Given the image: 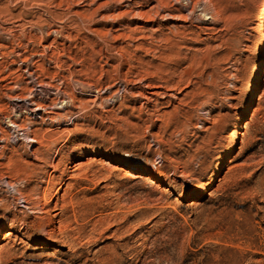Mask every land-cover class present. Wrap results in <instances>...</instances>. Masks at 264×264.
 <instances>
[{"label":"rangeland","instance_id":"374dc122","mask_svg":"<svg viewBox=\"0 0 264 264\" xmlns=\"http://www.w3.org/2000/svg\"><path fill=\"white\" fill-rule=\"evenodd\" d=\"M212 1L222 23L202 28L214 31L132 18L154 0H0V110L35 121L40 142L0 155L15 185L0 188V264H264V0ZM183 31L198 35L158 53L152 40ZM26 60L64 83L57 123L11 110ZM118 82L127 92L94 104Z\"/></svg>","mask_w":264,"mask_h":264},{"label":"bare ground","instance_id":"6f19581e","mask_svg":"<svg viewBox=\"0 0 264 264\" xmlns=\"http://www.w3.org/2000/svg\"><path fill=\"white\" fill-rule=\"evenodd\" d=\"M32 1L36 0H17V4H27ZM70 1L74 0H61V5H69ZM123 1V0H119ZM153 2V1H152ZM154 2L157 3V5L153 8H151L149 11L144 13H139L134 15L132 18H137L139 23L143 24H157L159 27H162L159 19L164 22H169V20H179L183 21L184 23H189L190 25H196L197 29H200L201 31L205 30H216L212 28H202V24H205L207 21L211 20L214 24L222 23V15L215 9V5H213L212 0H198L193 3V0H154ZM130 7V6H129ZM186 11V13H182ZM51 12V11H50ZM52 13V12H51ZM129 12L125 13L124 15H128ZM22 19V13L18 16ZM108 19H114L107 17ZM23 20V19H22ZM25 21V20H24ZM80 22L86 27V23L84 20L80 19ZM31 24V22H27ZM64 23V22H62ZM26 24H14V27L17 29L23 31V26ZM127 25V24H126ZM128 26V25H127ZM49 29L51 30V34L57 35V38H68L70 37L68 33L71 35L70 32H68V29L66 28V25L57 26L56 28H53L54 26L49 25ZM143 27V26H142ZM183 29H187V27L182 26ZM38 29L40 31L43 30L42 26H38ZM12 31V29H8ZM89 30V28H88ZM221 31V30H220ZM65 32H67L65 34ZM135 32V30L130 31V36ZM11 33L12 36L14 35L13 32ZM187 35H192L193 37L197 36V31H191L186 34L185 31L178 32L176 35V32L173 33V37H168L167 35L160 34L159 37H156L152 41H156L160 43L158 53L163 51H173L176 47L175 43V37H180L183 39H187ZM193 38H189V40H192ZM164 45V46H163ZM2 55H5L4 53ZM20 54H18L19 56ZM45 54H42V57H44L43 60L46 59ZM173 56V55H172ZM171 56V57H172ZM26 63V68L24 69V74L26 76L27 85L29 86L28 89H23V93L15 94L10 96V102H11V110H22L21 112L24 114H27L29 116H32V119H42V120H51L52 122H56L57 118H53L50 114L58 115L60 114L59 110H64L62 107H59L58 105L61 103H65V101L69 100L70 97L66 91V89L63 87L64 83L60 82L57 83L54 80L47 81L44 76H46V72H44V69L41 70L43 73L42 75L38 74V68H36L39 61L34 62L33 61H23ZM32 62V63H30ZM2 64H0V81L3 80L1 77L5 74V69L1 68ZM47 77V76H46ZM48 78V77H47ZM144 77L139 78L136 80V83H143ZM149 82L152 81V78L148 79ZM166 83H169L170 80L165 81ZM81 84V83H78ZM82 86H84L82 84ZM112 88H116L115 91H112ZM92 89V88H90ZM82 94L86 93L84 90H82ZM91 92V93H90ZM88 94L92 96L93 91H90ZM124 92H127V87L125 84L122 83H116L111 87L108 88H96L95 94H93L96 97V100L94 101V104H97L99 100L102 101V104H110L111 101H116L118 97H121ZM111 94L109 97H103L105 94ZM251 101H249V105L243 115L241 116V120L239 123V126L241 125V122L243 121L244 117L247 115V112L249 110ZM70 111H68L69 113ZM72 114V113H71ZM0 155L6 157V150L9 149V147H15L20 142H25L28 140V143L30 144L28 147H33L36 144H40L35 138H30V132L29 126L31 124L35 123V121H31L27 126L23 125V123H19V119L14 120L13 117L10 115V113L5 112L4 110H0ZM8 120V127L7 129L3 128L1 123ZM69 122V120H68ZM57 123V122H56ZM70 123V122H69ZM72 123V122H71ZM35 131L34 133H36ZM232 150L229 151L226 155L222 156L218 162V165L221 164L222 160H226L231 156ZM3 158V157H1ZM72 168V167H70ZM219 168L216 167L212 177L208 181V183L204 184L196 193L193 195L194 197L200 195L204 190L208 189L215 179L218 176ZM65 174V172H63ZM52 178V175H48V181H46L47 185L50 183ZM10 178L0 173V188H10L14 187L15 185ZM149 181L153 182L150 178H148ZM31 203L28 200H24V205L22 206L26 210H33L39 209L41 210V213H46L43 211L42 208H35L30 206ZM57 210H60L57 208ZM62 211V210H60ZM39 212V211H36ZM3 231L0 230V240L2 237ZM50 234V233H49Z\"/></svg>","mask_w":264,"mask_h":264}]
</instances>
